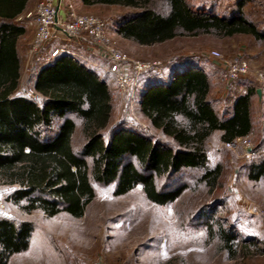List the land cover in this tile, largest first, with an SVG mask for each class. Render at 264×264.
Returning a JSON list of instances; mask_svg holds the SVG:
<instances>
[{
  "label": "trees",
  "instance_id": "trees-1",
  "mask_svg": "<svg viewBox=\"0 0 264 264\" xmlns=\"http://www.w3.org/2000/svg\"><path fill=\"white\" fill-rule=\"evenodd\" d=\"M80 1L89 8L127 9L115 27L123 39L141 46L202 35H244L264 42L262 24L256 25L244 11L248 0H238L230 15L213 5L197 7L191 0ZM29 2L0 0V179L18 186L13 203H25L22 207L28 213L41 211L49 217L64 213L81 219L96 196L94 183L115 184L116 196L142 185L147 199L161 206L174 203L187 189L170 182L182 170H200L198 183L216 187L222 166L208 167L207 142L218 131L224 143L252 134L253 100L258 93L250 81L235 83L246 92L221 112L210 99L209 67L199 60L174 58V67L167 66L166 72L151 70L137 96L142 116L167 141L129 126H111L107 77L100 78L87 65L67 58L52 60L39 71L33 89L41 102L15 97L21 85L18 42L26 33L16 20ZM79 128L83 144L77 149L74 137ZM249 169L250 179H260L264 161ZM160 179L167 184L160 186ZM32 229L28 223L16 227L0 222V264L28 249ZM234 229L222 221L209 225L211 237L219 238L232 256L237 251Z\"/></svg>",
  "mask_w": 264,
  "mask_h": 264
},
{
  "label": "rangeland",
  "instance_id": "rangeland-1",
  "mask_svg": "<svg viewBox=\"0 0 264 264\" xmlns=\"http://www.w3.org/2000/svg\"><path fill=\"white\" fill-rule=\"evenodd\" d=\"M59 0H57L58 3ZM200 7L213 5L227 15L238 0H191ZM42 0L19 18L34 14ZM70 0H63L59 22L67 26V7ZM74 10L80 17L95 16L110 27L109 43L90 44L83 37L82 49L89 61L97 67V76L109 68L115 76L125 79L121 87L112 77L107 84L112 94L113 118L111 126L124 125L148 133L157 140L167 141L160 131L151 127L142 116L139 86L151 70L166 72L174 67L175 58L199 60L213 79L210 99L223 111L232 108L236 97L246 92L235 83L250 81L261 90L253 100L254 129L250 136L233 144L222 141V132H216L207 142L208 167L222 166V175L215 188L198 183L203 172L182 170L171 180L172 185L187 189L172 204L161 206L151 203L139 185L124 196H116V185L94 183L96 196L87 206L81 219L67 214L49 217L41 211L27 212L12 202L18 186H11L0 179V222L6 220L16 227L32 225L28 249L10 257L8 264H264V176L250 179L251 164L264 161V42L248 36L217 38L210 35L180 37L174 41L154 46H141L123 39L117 32L116 22L128 13L118 6L84 7L74 0ZM248 17L264 28V0H248L244 7ZM17 19L26 28L18 42L21 59V85L15 97L23 96L34 102L33 85L37 68L49 60V46L38 47L37 27ZM260 27V26H259ZM64 27H61L63 29ZM56 37H63L55 30ZM218 53V58L213 57ZM239 60L250 64L248 74L238 80L226 78L230 66ZM93 62V63H92ZM177 66V65H176ZM179 67V66H178ZM180 68V67H179ZM112 76V75H111ZM234 86V87H233ZM80 127V125H79ZM77 149L83 144L80 128L74 137ZM160 179V186L167 184ZM222 221L234 227L237 238L235 256L222 248L219 238H212L209 225ZM247 240V249L243 248Z\"/></svg>",
  "mask_w": 264,
  "mask_h": 264
},
{
  "label": "built area",
  "instance_id": "built-area-1",
  "mask_svg": "<svg viewBox=\"0 0 264 264\" xmlns=\"http://www.w3.org/2000/svg\"><path fill=\"white\" fill-rule=\"evenodd\" d=\"M62 1L63 0H59L57 3V0H42L38 10L34 14H29L24 19L19 18L20 21L27 22L37 27L38 47L49 46L50 48V51H48L50 52L49 60L40 65L35 75H38L41 68L46 66L50 61L62 57L88 65L89 61L86 59L87 56L82 51V49L88 47L87 45H82L84 44L82 38L85 36L88 37L90 44L109 43V33L111 31L109 24L95 16H78L72 2H69V7H67L69 23L67 26H61L59 22V9L61 10ZM61 27L64 28L61 29ZM55 30H61L63 37H56V41L53 42V33ZM212 55L214 58H218L219 54L213 52ZM109 68L103 69L104 73L112 77L114 82H118L122 87L125 79L121 76H115V72H113L114 69L112 68L111 73ZM249 70V62L246 60H239L236 65L230 66L228 70L226 69L227 74L225 77L230 79V81L238 80L239 78L245 77ZM34 97L38 98L39 102H41L42 97L37 92ZM238 140L240 139L236 141ZM236 141L226 144H233Z\"/></svg>",
  "mask_w": 264,
  "mask_h": 264
},
{
  "label": "crops",
  "instance_id": "crops-1",
  "mask_svg": "<svg viewBox=\"0 0 264 264\" xmlns=\"http://www.w3.org/2000/svg\"><path fill=\"white\" fill-rule=\"evenodd\" d=\"M36 1H37V0H30V2H29V4H28V7H27V10L23 13V15H24L27 11L31 10V9L34 7ZM84 7H86V6H84ZM87 8H88V7H87ZM60 14H61V16H64L65 12H64L63 9L60 10ZM16 21H17V20H16ZM70 61H73V60H70ZM73 62H74V61H73ZM92 63H93V62H92ZM82 64H83V63H82ZM86 67H88V68L90 69V71H93L94 74H96V73L99 71V69H98L97 67H95V64H94V66L87 65ZM38 68H39V67H38ZM38 68H37V69H38ZM104 77H106V76H104ZM107 77H109V76H107Z\"/></svg>",
  "mask_w": 264,
  "mask_h": 264
},
{
  "label": "water",
  "instance_id": "water-1",
  "mask_svg": "<svg viewBox=\"0 0 264 264\" xmlns=\"http://www.w3.org/2000/svg\"><path fill=\"white\" fill-rule=\"evenodd\" d=\"M257 93L259 96H261V90L260 89L257 90Z\"/></svg>",
  "mask_w": 264,
  "mask_h": 264
}]
</instances>
